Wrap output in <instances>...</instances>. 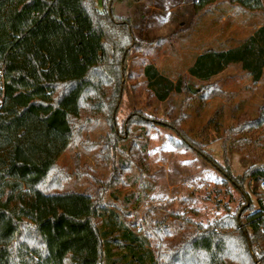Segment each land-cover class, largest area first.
<instances>
[{
	"label": "trees",
	"instance_id": "16d2710c",
	"mask_svg": "<svg viewBox=\"0 0 264 264\" xmlns=\"http://www.w3.org/2000/svg\"><path fill=\"white\" fill-rule=\"evenodd\" d=\"M114 1L0 0V264H264V198L253 191V205L244 186L246 178L257 186L264 182V164H252L243 176L227 173L243 209L177 244L160 236L152 244L116 207L87 190L61 191L77 177L57 160L87 120L74 104L92 70L99 77L96 111L112 121L119 106L121 63L135 38L129 20L114 14ZM222 2L252 13L264 9V0H195L193 7L203 14ZM109 55L119 63L101 69ZM233 64L259 81L264 23L239 45L199 53L187 73L209 81ZM143 69L157 101L188 89L151 63ZM53 87L67 90L54 100ZM260 115L264 123V103ZM256 120H243L241 128ZM140 122L145 126L149 119Z\"/></svg>",
	"mask_w": 264,
	"mask_h": 264
},
{
	"label": "rangeland",
	"instance_id": "374dc122",
	"mask_svg": "<svg viewBox=\"0 0 264 264\" xmlns=\"http://www.w3.org/2000/svg\"><path fill=\"white\" fill-rule=\"evenodd\" d=\"M194 1H114V14L129 20L135 38L121 63L118 109L112 121L96 111L99 77L92 70L74 104L87 120L57 160L66 173L77 174L62 192L96 195L142 229L152 244L159 236L177 244L199 227L243 209L240 193L225 181L227 173L243 176L252 164H264V68L258 82L239 64L209 81L187 73L199 53L244 42L264 23V9L252 13L222 2L202 14ZM117 63L109 55L100 68ZM147 63L198 90L184 89L157 101L146 86ZM66 90L53 87L50 96L56 100ZM144 118L148 125L140 122ZM243 120L256 122L241 128ZM244 186L256 206L253 191L264 198L260 183L246 178ZM261 245L264 249V241Z\"/></svg>",
	"mask_w": 264,
	"mask_h": 264
},
{
	"label": "water",
	"instance_id": "95a60500",
	"mask_svg": "<svg viewBox=\"0 0 264 264\" xmlns=\"http://www.w3.org/2000/svg\"><path fill=\"white\" fill-rule=\"evenodd\" d=\"M188 89L192 92V93H194V92H196L198 89L197 88H194V87H192V85H188Z\"/></svg>",
	"mask_w": 264,
	"mask_h": 264
},
{
	"label": "built area",
	"instance_id": "2783aa9c",
	"mask_svg": "<svg viewBox=\"0 0 264 264\" xmlns=\"http://www.w3.org/2000/svg\"><path fill=\"white\" fill-rule=\"evenodd\" d=\"M260 187L264 190V182L260 183Z\"/></svg>",
	"mask_w": 264,
	"mask_h": 264
}]
</instances>
